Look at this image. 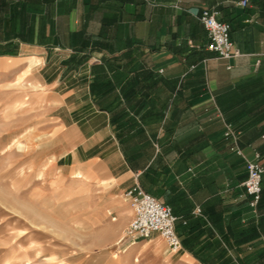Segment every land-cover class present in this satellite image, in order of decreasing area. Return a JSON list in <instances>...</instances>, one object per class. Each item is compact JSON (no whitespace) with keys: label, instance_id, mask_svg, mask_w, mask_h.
Here are the masks:
<instances>
[{"label":"crops","instance_id":"1","mask_svg":"<svg viewBox=\"0 0 264 264\" xmlns=\"http://www.w3.org/2000/svg\"><path fill=\"white\" fill-rule=\"evenodd\" d=\"M241 1L0 0L4 155L66 181L56 199L99 236L85 249L120 247L101 264H264V181L257 213L244 188L264 165V0ZM204 10L240 57L208 50ZM136 184L173 209L179 252L120 243Z\"/></svg>","mask_w":264,"mask_h":264},{"label":"rangeland","instance_id":"2","mask_svg":"<svg viewBox=\"0 0 264 264\" xmlns=\"http://www.w3.org/2000/svg\"><path fill=\"white\" fill-rule=\"evenodd\" d=\"M11 141L0 135V264H101L107 255L117 252L119 245L91 252L85 249L99 236L86 233L79 223L82 218L73 217L69 203L56 199L66 192V181L57 184L45 177L37 179L31 168L23 179L20 155H4L9 146H3ZM32 160L29 155L28 162ZM78 209L76 206V213Z\"/></svg>","mask_w":264,"mask_h":264},{"label":"built area","instance_id":"3","mask_svg":"<svg viewBox=\"0 0 264 264\" xmlns=\"http://www.w3.org/2000/svg\"><path fill=\"white\" fill-rule=\"evenodd\" d=\"M247 7L248 0L239 3ZM220 13L213 10H204L200 16V22L209 38L208 50L215 53L223 60L236 59L241 53L236 48L231 38V25L219 19ZM226 139L234 141L232 151L238 156H243V151L238 148V134L227 125ZM248 177L244 183L246 195L249 197V206L257 213L261 201L264 181V165L261 156L256 153L254 158L247 161ZM125 199L133 210V219L124 232L122 245H131L140 240L150 239L154 234L161 236L169 250L177 253L181 249V239L176 232L177 217L173 209L145 192L139 184L125 193Z\"/></svg>","mask_w":264,"mask_h":264}]
</instances>
